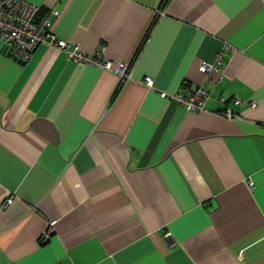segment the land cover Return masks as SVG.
<instances>
[{
	"label": "crops",
	"instance_id": "crops-1",
	"mask_svg": "<svg viewBox=\"0 0 264 264\" xmlns=\"http://www.w3.org/2000/svg\"><path fill=\"white\" fill-rule=\"evenodd\" d=\"M27 1L101 64L0 41V264H264V0Z\"/></svg>",
	"mask_w": 264,
	"mask_h": 264
},
{
	"label": "built area",
	"instance_id": "built-area-1",
	"mask_svg": "<svg viewBox=\"0 0 264 264\" xmlns=\"http://www.w3.org/2000/svg\"><path fill=\"white\" fill-rule=\"evenodd\" d=\"M40 11V7L27 0H0V41L8 45L10 53L20 59L22 62L27 61L34 49L39 45L48 47H56L66 53V56L75 62H92L101 64L98 57H90L81 53L77 46L70 48L66 40L58 39L52 32V21L48 16H44L36 21V16ZM56 16L59 12L55 11ZM223 51L216 54L212 63L202 62L199 71L206 73L209 70H220L223 66ZM104 63V62H103ZM105 67L110 68L111 63L105 62ZM127 67L119 66L117 71L119 75L126 74ZM143 82L147 86L153 84L151 77H145ZM162 97H171L188 110H202L207 99L206 91L197 86L190 90L186 96L182 94L168 95L161 93ZM239 103L238 99L234 100V104ZM231 115V111L226 113ZM11 201L7 199L8 204ZM168 236V233L165 234Z\"/></svg>",
	"mask_w": 264,
	"mask_h": 264
}]
</instances>
